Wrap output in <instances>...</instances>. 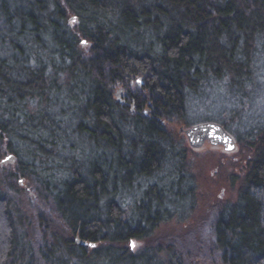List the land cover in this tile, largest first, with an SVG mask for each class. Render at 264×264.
<instances>
[{
	"label": "trees",
	"instance_id": "1",
	"mask_svg": "<svg viewBox=\"0 0 264 264\" xmlns=\"http://www.w3.org/2000/svg\"><path fill=\"white\" fill-rule=\"evenodd\" d=\"M262 77L264 0H0V264H264ZM218 94L246 170L197 206Z\"/></svg>",
	"mask_w": 264,
	"mask_h": 264
},
{
	"label": "rangeland",
	"instance_id": "2",
	"mask_svg": "<svg viewBox=\"0 0 264 264\" xmlns=\"http://www.w3.org/2000/svg\"><path fill=\"white\" fill-rule=\"evenodd\" d=\"M262 84L263 89L261 91L255 93L253 98L250 97V99L244 100L248 106L242 112L244 121H250V119L257 117V115L264 113V82H261ZM218 95L205 100L206 102L216 101L219 103L215 108L213 105H206L203 98H192V109L195 114L193 123L202 122L208 115H216L217 112L225 107L226 100L220 97V94ZM231 135L234 138L236 136L235 132L231 133ZM183 137L188 146L185 136ZM222 153L226 154L223 155ZM245 153V150L243 152L239 151L238 146L232 152H225L222 147H213L206 142L202 148L193 150V153L189 154V161L195 165V167H192V171L198 176L197 206L201 205L203 199L212 203L234 200L240 181L246 170L247 154ZM2 162V167H8L13 163V161L9 160V157H5Z\"/></svg>",
	"mask_w": 264,
	"mask_h": 264
},
{
	"label": "water",
	"instance_id": "3",
	"mask_svg": "<svg viewBox=\"0 0 264 264\" xmlns=\"http://www.w3.org/2000/svg\"><path fill=\"white\" fill-rule=\"evenodd\" d=\"M119 92H121L120 89L116 95ZM178 131L185 136L187 144L192 150L202 148L206 142L213 147H222L225 152H232L237 146L235 138L217 122L205 121L188 127L181 126Z\"/></svg>",
	"mask_w": 264,
	"mask_h": 264
},
{
	"label": "snow or ice",
	"instance_id": "4",
	"mask_svg": "<svg viewBox=\"0 0 264 264\" xmlns=\"http://www.w3.org/2000/svg\"><path fill=\"white\" fill-rule=\"evenodd\" d=\"M74 22V21H73ZM133 246H135V245H133Z\"/></svg>",
	"mask_w": 264,
	"mask_h": 264
}]
</instances>
